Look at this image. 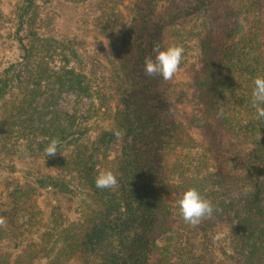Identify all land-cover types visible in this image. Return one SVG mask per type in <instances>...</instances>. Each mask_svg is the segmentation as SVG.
Wrapping results in <instances>:
<instances>
[{
  "label": "trees",
  "instance_id": "trees-1",
  "mask_svg": "<svg viewBox=\"0 0 264 264\" xmlns=\"http://www.w3.org/2000/svg\"><path fill=\"white\" fill-rule=\"evenodd\" d=\"M125 1L104 0L103 36L124 26ZM1 2L0 36L6 23ZM37 2L21 0L16 7L10 35L21 56L0 73V101L16 85L23 88L26 102L32 99L29 107L42 88L53 99L63 93L79 100L91 97L96 77L71 65L82 64L76 41L41 34ZM156 2L168 6L149 18L157 21L156 28L146 25L141 31L115 89L122 106L116 114V129L124 133L122 156L111 160L108 155L117 140L115 129L103 130L93 140L75 117L64 125L54 119L40 134L47 135V146L57 139L58 152L66 149L68 154L58 157L56 175L38 174L35 183L56 194L82 189L89 196L92 206L80 225L77 245L86 264H207L193 237L218 227L227 229L230 250L218 264H264V119H257L251 106L253 81L264 77V0ZM200 9L198 20H182ZM173 22L182 25L183 37L199 52L195 61L180 66L190 78L188 91L181 95L171 90V80L149 77L144 70L145 57H154L155 45L161 50L181 45ZM21 105L18 118H26L29 110L24 113L25 102ZM235 105L246 115L234 112ZM221 108L224 116L218 119ZM105 170L116 175L115 189L96 187L95 178ZM189 188L200 191L216 209L197 227L178 214L177 201ZM4 232L0 229V237ZM41 252L34 249V259L28 252L27 263L35 264Z\"/></svg>",
  "mask_w": 264,
  "mask_h": 264
},
{
  "label": "rangeland",
  "instance_id": "rangeland-1",
  "mask_svg": "<svg viewBox=\"0 0 264 264\" xmlns=\"http://www.w3.org/2000/svg\"><path fill=\"white\" fill-rule=\"evenodd\" d=\"M37 1L36 28L47 36L74 39L82 64L73 61L71 65L93 73L97 84L91 97L81 100L73 93H63L53 99L51 92L42 88L29 107L32 99L26 102L23 88L16 85L0 101V229L5 231L0 237V259L4 264L27 263V253L33 252L34 259V249L39 247L42 252L35 264H50L51 261L86 264V256L77 245L81 237L80 225L90 212L92 202L82 189L77 194H56L35 183L33 176L38 174L56 175L58 157L68 154V150L61 149L58 155L47 157V135L43 137L40 132L45 133L44 126L52 125L54 119L64 125L70 117H75L77 126L86 128L93 140L103 130H116L117 109L122 106L115 89L121 85L125 67L130 63L128 58L139 42L141 31L146 25L156 28L157 21L149 18L163 11L168 2L157 5L156 0H145L142 5L138 0H126L122 7L124 26L112 36H103L100 26L105 20L101 15L104 0ZM19 2L21 0L1 2L6 23L0 36V73L21 56L19 45L10 35L14 31L15 10ZM143 9L148 11L145 13ZM202 11L190 12L182 20H198ZM237 18L243 21V17ZM173 26L184 48L181 64L195 61L199 54L195 43L183 37L182 25L173 22ZM55 64L60 65L58 61ZM169 83L171 90L181 95L188 91L190 78L180 69ZM22 102L27 108L24 113L29 110L31 114L26 118H18L17 108L22 107ZM234 107V112L246 115L243 108ZM123 139L111 143L108 154L111 160L122 156ZM186 153L194 154L195 151L186 150ZM193 241L198 255H206L207 264H218L219 260L225 259L224 253L230 254L227 229L223 227L197 233Z\"/></svg>",
  "mask_w": 264,
  "mask_h": 264
},
{
  "label": "clouds",
  "instance_id": "clouds-1",
  "mask_svg": "<svg viewBox=\"0 0 264 264\" xmlns=\"http://www.w3.org/2000/svg\"><path fill=\"white\" fill-rule=\"evenodd\" d=\"M153 56H146L144 60V70L149 77H160L164 81L172 80L180 71L181 62L184 55V48L181 45L169 46L163 50L159 44L152 49ZM251 93V106L255 109L257 119H264V77L257 76L253 81ZM223 108L217 112V118H223ZM117 140L123 139L124 133L116 129L113 132ZM260 139V134L259 137ZM59 141L55 138L51 140L45 148L47 157H54L58 153ZM118 180L111 170L101 172L95 178V185L98 189H115ZM178 214L184 223L197 227L203 220L212 217L214 208L211 201L206 199L196 188L186 190L177 201ZM2 223V221H0Z\"/></svg>",
  "mask_w": 264,
  "mask_h": 264
}]
</instances>
